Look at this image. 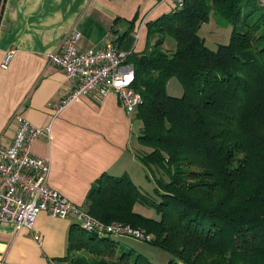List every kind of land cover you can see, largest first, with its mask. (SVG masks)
I'll return each mask as SVG.
<instances>
[{
    "label": "trees",
    "instance_id": "obj_1",
    "mask_svg": "<svg viewBox=\"0 0 264 264\" xmlns=\"http://www.w3.org/2000/svg\"><path fill=\"white\" fill-rule=\"evenodd\" d=\"M255 0H184L148 22L142 52L129 54L139 158L153 180L142 192L127 173L106 172L82 207L105 223L140 229V238L171 257L166 264H264V14ZM213 12L230 26L227 43L210 49L198 28ZM175 48H162L164 35ZM156 35H159L156 37ZM156 37V38H155ZM175 76L183 87L169 95ZM146 148V149H145ZM140 203L156 217L134 210ZM114 235L70 225L66 264H154L132 251L114 252ZM86 249L87 253L73 254Z\"/></svg>",
    "mask_w": 264,
    "mask_h": 264
},
{
    "label": "crops",
    "instance_id": "obj_2",
    "mask_svg": "<svg viewBox=\"0 0 264 264\" xmlns=\"http://www.w3.org/2000/svg\"><path fill=\"white\" fill-rule=\"evenodd\" d=\"M172 0H3L0 9V146L13 137L15 113L36 126L51 125L49 139L33 140L31 150L50 159L48 184L71 202L84 206L90 185L101 173L144 180L145 167L137 157L141 120L127 113L114 93L101 100L81 95L58 109L71 88L62 68L47 54L59 50L73 30L80 50L104 46L131 54L154 41L147 39L148 22L171 11ZM173 50V49H171ZM135 120L138 131L135 132ZM135 132V133H134ZM136 210V204L134 205ZM140 213V212H139ZM142 214V213H141ZM156 217V216H154ZM73 216L62 218L41 211L34 230L0 222V264H65Z\"/></svg>",
    "mask_w": 264,
    "mask_h": 264
},
{
    "label": "built area",
    "instance_id": "obj_3",
    "mask_svg": "<svg viewBox=\"0 0 264 264\" xmlns=\"http://www.w3.org/2000/svg\"><path fill=\"white\" fill-rule=\"evenodd\" d=\"M264 11V0H255ZM184 0H172L173 11L180 9ZM77 30L63 39L59 50L47 54L49 62L63 69L71 88L62 98L58 109L81 95L101 100L112 92L127 113L134 112L141 102V93L133 86L134 66L128 61L129 52L116 48L110 39L104 46L79 50ZM14 50H8L0 64L6 68ZM15 129L11 142L0 146V222H8L16 229L33 230V238L41 241L34 230L38 212L67 218L73 216L74 224L97 235H130L148 238L140 229L121 222L105 223L71 202L48 184L50 159L31 150L33 140L45 136L49 139L51 125L36 126L20 112L14 114Z\"/></svg>",
    "mask_w": 264,
    "mask_h": 264
},
{
    "label": "rangeland",
    "instance_id": "obj_4",
    "mask_svg": "<svg viewBox=\"0 0 264 264\" xmlns=\"http://www.w3.org/2000/svg\"><path fill=\"white\" fill-rule=\"evenodd\" d=\"M263 14H264V11L261 8L256 9L254 12L255 17L256 15L257 17L262 16ZM208 16H209V20L203 23L200 26V28H198L199 29L198 33L201 37L204 38L205 44L210 49H215L217 44L228 42L232 27L230 26L224 27L220 25L216 15H214L213 12H211ZM158 36L159 35H156V37ZM162 48L167 49V50H171L175 48V40L171 35H169V33L164 35ZM166 92L169 95H173V96L182 95L183 87L175 76L168 79L167 84H166ZM135 118L138 119L136 116ZM138 124H140V122L138 120H135V125H134L135 132L138 131V128H137ZM136 148H137L136 150L137 157L140 160L138 151L141 152L142 149L144 148L139 145H137ZM140 162L145 167L146 173L144 175V180H136V185L142 192L151 194L153 193L154 180L149 170L147 169V167L143 164L141 160ZM135 211L140 212L145 216H149L150 218L153 216H157L156 211L153 208L147 207L140 203H136ZM114 239L116 240V245H114L115 250L111 256H114L118 252L120 253V252H125V251H132V253L135 255L138 253L144 255L149 260L153 261L154 264H166L167 261L171 257L168 253L161 250L159 247L155 245H151L147 241H144L140 238H136L130 235H119V236H115ZM82 253H87V250L82 249L80 251L73 252V254H82ZM66 263L67 262L65 261V264Z\"/></svg>",
    "mask_w": 264,
    "mask_h": 264
},
{
    "label": "water",
    "instance_id": "obj_5",
    "mask_svg": "<svg viewBox=\"0 0 264 264\" xmlns=\"http://www.w3.org/2000/svg\"><path fill=\"white\" fill-rule=\"evenodd\" d=\"M2 1H3V0H0V9H1V5H2ZM0 12H1V11H0Z\"/></svg>",
    "mask_w": 264,
    "mask_h": 264
}]
</instances>
